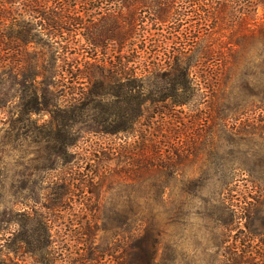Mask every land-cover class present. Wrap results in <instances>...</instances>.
<instances>
[{
    "label": "trees",
    "instance_id": "obj_1",
    "mask_svg": "<svg viewBox=\"0 0 264 264\" xmlns=\"http://www.w3.org/2000/svg\"><path fill=\"white\" fill-rule=\"evenodd\" d=\"M126 1L80 0L76 7V0H0V195L6 139L19 162H31L29 172L8 179L15 199L0 212V248L20 218L37 224L38 246L31 252L53 254L51 264L63 256L68 264H160L164 251H171L164 264H179L170 229L182 222L178 213L168 218L158 205L133 207L128 231L101 249L95 244L98 223L104 230L114 223L99 215L97 202L116 181L134 182L140 190L147 179L162 177L170 158L150 129L180 123L183 108L195 111L206 103L203 85L217 93L221 79L239 75L243 83L229 86L227 113L209 103L203 123L192 115L185 128L221 120L231 137L256 143L255 154L235 166L224 188L240 182L249 191L262 190L264 0ZM124 2L129 13L121 9ZM142 8L153 14L140 18L135 11ZM199 93L203 103L195 102ZM201 137L182 144L181 163ZM156 182L152 196L163 202L167 187ZM44 191L55 194L50 203L34 197ZM61 232L65 254L52 239ZM165 240L172 241L167 249ZM221 263L264 264V255L234 252Z\"/></svg>",
    "mask_w": 264,
    "mask_h": 264
},
{
    "label": "rangeland",
    "instance_id": "obj_2",
    "mask_svg": "<svg viewBox=\"0 0 264 264\" xmlns=\"http://www.w3.org/2000/svg\"><path fill=\"white\" fill-rule=\"evenodd\" d=\"M150 1L155 2V0ZM126 2L128 3L129 0ZM126 2L121 7L123 13H129ZM75 3L78 7L80 0H76ZM135 12L140 18L153 14L151 9L146 8ZM87 14L85 15L87 16ZM82 44L83 41H80L79 45ZM79 45L77 44V48L80 47ZM113 45L117 48L119 46L117 43ZM173 75L175 76V74ZM174 78L177 79V77ZM241 83H243L241 75L229 81L221 79V89L217 93H211L209 86L203 85L205 86L203 94L206 95L204 98L206 103L201 104L199 108L196 107L198 110L188 111L192 106L189 109L183 108L184 113L178 115L180 123L169 124V127L161 128L159 132L150 129V132L156 134L158 141L165 142L166 153L164 155L170 158L166 161L167 168L162 177L147 179L140 190L131 181L125 184L116 181L111 190L105 191V188L103 189L100 200L97 202L101 206L99 215L110 216L113 220L112 224H114L112 228L104 230L101 229V222L98 223L99 230L95 232V244L99 248H108L112 242L115 243L128 231L131 208L136 206L150 208L158 205L164 216L168 215L170 218L172 214L174 216L175 213H178L182 217L180 224L170 227L178 243L176 255L179 264H222L223 257L228 254L232 255L234 252L246 253L247 255H264V186L261 191L257 192L249 191L250 189H247L240 182L236 187L229 185L228 188H224L227 178L235 166L241 161L249 160V156H253L259 146L253 141L244 140V138L241 142L237 140L239 137H236L237 139L231 137L220 123L221 120L217 124L205 123L198 130L197 125L193 128H185L188 126L187 122L190 116L197 115L199 119L200 116H207L208 111H210L207 109L209 103H213L219 108L221 110L219 112L227 113L226 106H228L230 99L228 95L229 86L239 87ZM224 86L225 89L222 92ZM9 87V84L5 85L4 93L7 94L8 98H11V93L7 92ZM151 89L156 92L155 88ZM164 92L167 93L168 91ZM241 98L239 95L237 101H240ZM195 102L203 103L201 93L197 95ZM241 114L242 111L240 110L238 119H242ZM200 121L202 124L203 119ZM197 134L202 135L199 139L200 145L196 147L197 149L187 163H181L179 149L182 144L194 140ZM135 135L136 133L132 140L137 139ZM5 142L7 146L3 148L4 152L1 157L2 163L5 164L4 171H6L4 174L6 178L4 181L5 189L0 195V212H7L12 208L15 199L8 179L12 177L19 179L26 172H29L27 170L28 165H31V162L26 163L25 158L22 161L20 158L19 162L16 153L11 150L13 143L9 139H6ZM99 142L105 141L101 139ZM31 158L32 156L29 159ZM251 159L254 160L255 158ZM16 161L18 164L15 165ZM248 166L251 165L248 164ZM33 173L35 175L40 172L33 171ZM157 180L167 187L163 202L161 200L157 202L152 196V185L157 184ZM262 182L264 183V180ZM50 194L54 193L44 191L39 194L36 192L34 197L36 200L41 198L43 203H50ZM47 195L48 197H46ZM140 196L142 198H138ZM222 199L227 202L219 203ZM29 205L32 206L33 204L30 203ZM73 207L78 208L80 206L77 202L73 204ZM39 208L38 206L36 209L39 210ZM19 220V224L17 226L12 225L9 230L10 232L16 231L14 236L1 242L3 246L0 248V259L12 264H40V261L41 264H51L53 254H43L41 248L31 252L38 246L35 239V234L38 231L37 224L32 221ZM232 220H234L233 223L230 222ZM54 227V231H57V227L60 226L57 223ZM63 233H54L52 239L56 242V247H62L63 254H65L66 245L62 239H67ZM171 243L172 241L165 240V248ZM163 254L161 257L163 261L160 264H164V259L171 255V251H164ZM54 264H68L67 258L65 256L63 258L56 257Z\"/></svg>",
    "mask_w": 264,
    "mask_h": 264
}]
</instances>
